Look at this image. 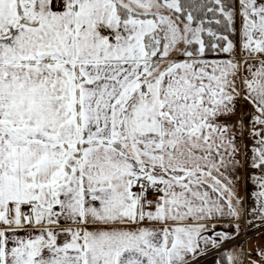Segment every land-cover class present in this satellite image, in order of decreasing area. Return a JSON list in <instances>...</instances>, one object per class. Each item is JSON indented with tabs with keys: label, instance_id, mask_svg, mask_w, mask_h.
<instances>
[{
	"label": "snow or ice",
	"instance_id": "snow-or-ice-1",
	"mask_svg": "<svg viewBox=\"0 0 264 264\" xmlns=\"http://www.w3.org/2000/svg\"><path fill=\"white\" fill-rule=\"evenodd\" d=\"M0 264H264V0H0Z\"/></svg>",
	"mask_w": 264,
	"mask_h": 264
}]
</instances>
